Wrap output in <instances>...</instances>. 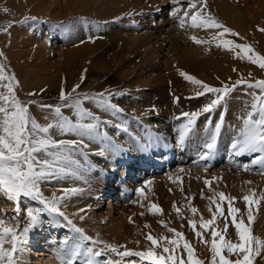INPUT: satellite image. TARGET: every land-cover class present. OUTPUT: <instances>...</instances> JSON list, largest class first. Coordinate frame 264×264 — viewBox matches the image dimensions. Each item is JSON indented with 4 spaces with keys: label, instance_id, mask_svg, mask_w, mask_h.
I'll use <instances>...</instances> for the list:
<instances>
[{
    "label": "rangeland",
    "instance_id": "1",
    "mask_svg": "<svg viewBox=\"0 0 264 264\" xmlns=\"http://www.w3.org/2000/svg\"><path fill=\"white\" fill-rule=\"evenodd\" d=\"M56 1H58L61 6L65 3V0ZM104 1L105 0H76V6H80L85 2L95 4L93 7L87 8L85 12L83 8H77L78 12H75L74 8L67 7L63 15H58L60 13L56 10L54 4L55 0H0V47L6 45L8 42L10 30L13 26L18 27V29L20 27L21 31H23L22 26L25 23L22 24L20 21L24 18L18 19V16L21 15L14 14L16 10H22L24 12L22 17H37L36 22H38V24L36 26L38 27L39 24L42 23L40 26L41 30L45 28L47 22V28L50 27V24L54 25L52 27H55L52 28V31L51 27L49 28L50 32L47 37L46 50H42L43 52H41L42 55L40 54V58L46 62V66L50 69L51 74L56 77L55 81L57 80L59 86L58 83L55 82V85H53L54 80L51 82L52 84L48 83L49 86L48 84H46V86H39L37 82L35 83L30 78V73L25 74L22 68L11 65L10 60L7 59V54L0 56V63L5 65L6 72L9 75L14 74L19 81L16 92L20 95L22 100H24L23 97L25 93L27 95L31 93V90H36L38 88V93L35 95V97L40 100L38 104L56 105L60 103L58 99L60 88H62L60 85H64L63 88L65 90H70L77 83H80L82 87V84H87L85 81L95 77H103L96 82L95 85L97 89L100 86L101 88L98 90L94 89L95 92H105L107 90L111 93H123L122 95H114L112 97V103L116 104L118 108L121 109V111L115 115L110 111L105 112L103 109L97 108L91 101H85L84 103V107L98 115L102 122L111 121L109 124L102 123L100 131L108 134L110 141L114 143L115 147H112L111 144L105 147L107 142L88 141L85 138V144L89 145V147L83 149L86 155H74V159L79 160L82 165L79 170V176L67 175L62 178H53L49 181L42 182L41 190L47 189L48 191L53 190L55 192L59 188L64 189L85 185L89 190L97 191L98 194H101L100 197H103L106 180L102 179L100 175L101 171L103 170L108 173L111 170H116L119 175V172L125 167V164H123V162H125L123 159L124 155L132 157L133 160H131L132 162L130 164L132 169L125 171L126 175L120 174V176L124 178V181L129 179L130 182H128L127 187H124L123 183H121L120 187H116L118 188V194L121 191L125 193V190L129 192L127 202H133L135 206L134 209L137 210L136 219L134 221L131 220V222L127 224V229L130 231V234L132 233L135 236L142 234L136 225V223H142L144 226H150V228L144 227L141 229V231L146 233L143 234L144 236L151 234L153 237L164 236L172 238L173 233L168 232L167 228L159 223V221L163 220L169 228L182 232L185 239L194 247L196 257L204 260L205 264H209L211 257L209 248L196 237L195 232L188 224V219L191 218L199 221L201 215L205 220L211 219V213L208 211L209 200L207 198L218 192H224L227 197H235L234 206L240 208L241 213H246V204L242 197L247 194L249 190H254V199L264 194V166L253 165L251 163L256 155L264 154L254 153L244 156L231 155L230 145L236 137L234 134V125L225 127L223 126L224 124H222L217 137L216 148L212 153L211 159L207 161L201 160L200 156L207 151L204 145L210 140V134L215 128V124L211 125L213 128L206 127L207 130H210L209 133L205 132V130H201L200 133L198 132L199 129L197 126H194V131L186 137L185 143L182 146L175 139L171 140L170 143H166L164 138L158 133L157 119L160 116H164L161 115L163 113L171 115L173 107H175V102H177L173 101L176 97L173 93L171 82L165 80L157 83L153 82L151 79V73H153V71H151V69H146V67L135 69L134 64L131 62L133 59L139 57V51L137 53V49H140L144 43L150 45L149 55H157V53H160V56L163 49L181 55L203 44L209 48H219L217 47L219 40H213L212 37L222 30L214 28H193L187 24L184 28H181L179 26V17L183 16L184 11L188 9L187 0H180V3L177 5L180 11L176 18H173L170 14L171 8L173 7L171 0ZM4 8H7L8 12H4ZM204 11L214 17L215 20L222 23L225 27L238 33L239 35L237 37L242 42L246 41L245 31L247 29L250 28L254 31L258 25L261 27L260 29H264V0H206V9ZM236 19L240 21L239 23H243L242 28L235 26L234 23ZM85 21H87V23H85ZM107 21L116 22L122 27L124 33L128 34L130 37L124 38L127 43L124 42L123 44L120 38L122 36L116 37L113 35L116 39L111 38L113 37V33L108 28L100 30ZM28 22L33 21L29 20ZM188 23L190 24V20ZM9 25H11V27H9ZM4 29H7V31H4ZM262 32L264 31H261V34L258 36L259 38L254 39L253 44L249 45L254 52L264 56V34H262ZM46 35L44 34L43 36L45 37ZM193 36L202 41V43L198 44L199 46L191 39ZM89 37L92 39L90 40ZM223 38L235 39V36L225 34ZM93 40H99L104 43L105 48L108 49V57H113L112 62L109 63L107 57L101 58L100 60H90L85 57L81 58V55L77 53H71L76 47L77 49L80 47V51H84L85 53V51L89 50L88 46H92ZM119 49L122 55L117 53ZM36 59H39V57ZM138 59L143 63L140 57ZM218 60L219 66L225 67L224 58L218 56ZM80 61H83V64H80ZM194 62L195 61H189L185 68H192V64H195ZM235 64L236 63H230L231 69ZM240 64L243 65V68ZM247 64H251L250 73L252 75L249 77V80H251L248 81L249 83L264 80V69H261L256 64L250 63L247 59H243L242 62L238 63V66H240L238 69H246ZM58 68H60V70ZM226 71L228 72L229 69H226ZM197 73L199 76H190L211 86L221 87L214 79H212L211 83L206 82L202 78V74L204 73L203 69H198ZM82 75L85 79L81 83L80 78ZM144 82H148L151 85L143 89ZM184 82L191 91H196V93L201 91L199 85L193 84L188 80ZM5 83H7V81H5ZM41 89L45 91L41 92ZM78 90L77 92L80 93L81 91ZM147 91L150 92L149 95H146ZM250 91L252 95H259L258 89L252 88ZM201 97H206L205 103L201 108L206 103L210 102V99L214 98L213 94L210 93ZM199 98L200 97H196V94L184 97V99L179 98V101H185L180 107V110L196 107ZM252 102L253 99H251V102L247 100V103H250V105ZM250 105L247 106L248 111L251 110ZM137 110H149L154 115L148 117L146 114H137ZM144 118L147 119V121L151 118L153 119L152 122L154 125L152 128L148 126V124L141 125V121ZM116 124H120L121 127L116 128ZM125 128H127V131H124ZM223 130H225L224 133H226L225 139L222 138ZM52 132L56 133L55 131ZM54 138L61 139L58 136H54ZM71 139H79V137L73 135ZM101 148H104V155H99V160H94L95 154L99 153ZM165 149H169V151L173 153L172 159L166 162V165H163L164 161L162 158L167 155L171 156L168 152H166L168 154H165L163 157L162 155L160 156L162 152L166 151ZM108 164H110L109 168ZM153 165L156 166L154 167ZM157 165H163V167H157ZM243 165H248L249 170L245 171ZM149 168H151L152 171ZM155 168H157L156 171ZM132 170L135 171L132 172ZM130 172L132 173L130 174ZM205 180L211 181V190L205 185ZM249 181L251 183H247ZM146 182L150 183L146 184ZM137 189H141V194L137 193ZM43 193L46 195L47 191ZM201 193H203L204 198H201ZM60 195H62V191ZM88 195L87 200L93 197L91 194ZM120 195L121 194L114 199H111L110 195L107 197L104 196L106 203L104 202V206L98 211V216L100 218H105L111 214L114 215L115 218H127V216L121 213L122 211H120L116 204L117 198L120 197ZM25 200L26 199L21 202V226H23V220L26 217L24 209L28 207ZM109 200L111 201L110 205L108 203ZM189 200L191 206L198 209V213L195 216L189 210ZM8 202L9 201H7L5 197L3 198L1 194L0 217L6 216V224L13 225L14 221L12 220V216L14 215L13 209L15 205L12 202ZM37 204L38 202L32 201L31 207H37ZM153 204L162 209V214L153 212L151 209V205ZM173 204L180 209L179 216L174 210ZM212 207L215 209V205H212ZM222 207L225 215H227L226 201L222 204ZM254 208H256V216L251 225L252 232L255 236L261 238V236L264 235V200H262L258 206H254ZM91 211L93 212L95 210L91 209L90 212ZM132 213L134 212H128V219L131 218L130 216L134 217ZM141 213H143V215H141ZM44 215L47 216L46 213ZM87 218L90 217H84V221H86ZM244 218L247 223L246 214ZM228 219L229 223H231V217ZM78 221L82 222L83 220L80 219ZM223 226L224 219L221 217L217 219L213 227L222 231ZM198 227L199 223H197V228ZM230 228L231 231L235 233L234 226L231 225ZM201 231L204 238L210 241V230ZM67 233L68 235H72L69 229L60 227V232L56 233V240H58L57 244H59V241H61ZM53 234H55V231ZM226 237L227 235L225 238ZM47 238L41 237L36 246L33 247V251H35V249H38L37 251L44 250V248L48 246L44 244V242L48 241ZM192 238H194L199 245L194 243ZM93 239L97 240L98 238ZM88 243L89 246H91V243ZM120 245L122 244H119V246ZM100 246L102 247L103 245H97L96 247ZM37 251L36 254L33 253L30 255V260L21 259L18 261V254H16L18 264H44L45 262L43 261L37 262L39 256L44 257V255H38ZM45 251L48 252L46 249ZM156 251L162 252V248L157 247ZM180 254L182 256L184 255L183 257L186 259V253H183L182 247L180 249ZM114 256L111 257L113 259L119 258L115 254ZM232 258L234 259L235 257ZM132 259V257L125 258L126 261ZM257 261L258 264H264V259L258 257ZM76 264H80V262L77 261Z\"/></svg>",
    "mask_w": 264,
    "mask_h": 264
},
{
    "label": "snow or ice",
    "instance_id": "2",
    "mask_svg": "<svg viewBox=\"0 0 264 264\" xmlns=\"http://www.w3.org/2000/svg\"><path fill=\"white\" fill-rule=\"evenodd\" d=\"M187 2L188 9L184 11L183 16L179 17L181 28H184L187 24L193 28L221 29L222 31L212 37L213 40H219L217 47L222 46L226 50L239 49L237 55L241 59H247L250 63L264 69V56L254 52L250 45L237 44L233 40L223 38L225 34H231L232 36H238L239 34L225 27L204 11L206 0H187ZM179 3L180 0H171L173 7L170 14L173 18H176L180 11L177 6ZM3 11L8 12V9L4 8ZM29 20L36 21L37 17L25 16L20 23H28ZM189 20L190 24L188 23ZM4 31H7V29H4ZM260 31H264V29H260ZM89 39L92 38L89 37ZM191 39L197 44L202 43L195 36ZM3 55V52H0V56ZM181 75L191 83L200 86L201 91L196 93V97L205 96L209 93L214 96L200 110L182 113V116L186 118V122L180 124L178 128L179 144L181 146L185 143L186 137L194 131L197 119L204 113H212L216 110L230 93L243 84L249 89H258L259 95L253 94V102L250 105L251 110L243 118L242 127L230 145L231 155L264 154V80L249 83L240 78L230 86L224 84L221 87H214L184 72H181ZM84 79L85 77L82 75L80 78L81 83ZM18 86L19 81L15 75H9L5 70V65L0 63V89H2L0 90V194L15 205L14 215L12 216L13 225L6 224V216L0 217V264H18L16 254L27 243V234L44 223L42 215L45 213L50 217L49 224L66 227L72 233V235H66L59 241L57 258L61 264H76L77 261L80 264H137L135 259L125 260V258L131 257L139 258L140 264L145 261L148 264H205L204 260L196 257L194 247L185 239L184 234L176 229L169 228L163 220L159 223L167 228L168 232L173 233L172 238L153 237L148 234L145 239L150 242V245L143 251L128 250L124 245H120L119 248L125 250L119 251L116 245L94 240L82 228L78 227L61 208L62 202L66 198L76 194L81 189L64 188L61 190L62 195H56L54 192L50 197L45 196L41 190L42 182L67 175L79 176L82 165L79 160L74 159V155H86L83 149L89 147V145L85 144V138L88 141L107 142L105 147L109 144L115 147L108 134L100 131L102 123L109 124L111 121L102 122L98 115L84 107V103L85 101H91L97 108L103 109L105 112L110 111L115 115L121 109L112 103V97L123 93H111L106 90L95 95L90 93L80 94L77 92L81 87L80 83H77L70 90H65L62 87L58 97L60 103L56 105H39L41 110H50L52 116L50 122L41 124L30 114L29 105L35 103V101L22 102L16 92ZM43 91L45 90L41 89V92ZM29 95L34 96L36 93H29ZM176 99L178 102L179 98ZM62 108L73 110L75 120L64 115ZM45 119L48 120L49 117H45ZM177 119H180V117H177ZM223 119L224 117L221 115L220 122L215 124V128L210 134V140L204 145L207 151L201 154V160L211 159L217 145V137ZM211 123L209 119L208 124L211 125ZM115 127L120 128L121 125L116 124ZM53 129L60 135L73 134L79 139H56L51 134ZM124 131H127V128ZM98 154L103 156L104 148H101ZM251 163L264 166V155H256ZM243 169L248 171L249 166L243 165ZM205 185L211 190V181L205 180ZM137 193L141 194V189H137ZM254 197V190H249L242 197L246 204V213H241V209L234 206L235 197H227L224 192L214 193L213 196L207 198L211 219L205 220L202 215L199 221L188 219V224L195 232L196 237L209 248L211 253L209 264H258V257L264 259V239L255 236L251 227L256 216L254 206H258L264 200V194L256 199ZM201 198H204L203 193H201ZM24 199L36 201L40 207L25 208L26 217L23 220V226H21V202ZM225 201L227 202V215H225L222 207ZM212 205H215V209ZM173 208L179 216L180 209L175 204H173ZM151 209L156 214H162V209L155 204L151 205ZM189 210L194 216L198 213V209L191 206L190 200ZM80 211L83 212L84 209ZM245 214L247 223L244 218ZM221 217L224 219L222 231L213 227L217 219ZM229 217H231V224L235 228L237 237L235 241L225 238L229 227ZM80 219L83 220L84 217L80 216ZM61 220L63 221L62 224ZM129 220L131 222V218ZM197 223H199L201 230H210V241L204 238L202 231L197 230ZM145 227L150 226L145 225ZM88 242L92 246H89ZM138 243L139 241H137ZM5 244H8L9 247H5ZM101 244L102 247H96ZM157 247H161L162 252H157ZM181 247L183 253H186V259L180 254ZM109 253H113L119 258L113 259L109 257Z\"/></svg>",
    "mask_w": 264,
    "mask_h": 264
},
{
    "label": "bare ground",
    "instance_id": "3",
    "mask_svg": "<svg viewBox=\"0 0 264 264\" xmlns=\"http://www.w3.org/2000/svg\"><path fill=\"white\" fill-rule=\"evenodd\" d=\"M30 1H34V0H30ZM75 1L76 0H65L64 5L61 6L58 3V1L55 0L54 4L56 6V10L58 13H60L58 15H63L66 12L67 7L68 8H74L75 12H78L79 8H83V11L85 12L87 8L93 7V5L95 4V3L85 2V3L81 4L80 6H76ZM80 12H81V10H80ZM14 14L21 15V16H18V19L24 18V17H22L24 14V12L22 10H16V11H14ZM81 15H84V14H81ZM86 15H88V14H86ZM238 19L242 20L240 18H238ZM10 20H12V19H10ZM239 22L240 21H238L236 19L235 23L234 22L233 23L235 24V26L242 28L243 23L242 22L239 23ZM37 24H38V22H36V21L25 23L22 26L23 31H21L20 27L18 29V27L13 26L12 29L10 30V38H9L8 42L6 43V45H3L2 47H0V52H3L4 55L7 54V56H8L7 59L10 60L11 65L18 67V68H22L23 72L25 74L30 73V78L35 83L37 82L39 86L40 85L46 86V84H48V83L52 84L51 82L53 80H54L53 85H55L54 82L58 83L57 80L55 81L56 77H54V75L51 74L50 69H48V66H46V62L40 58L42 55L41 52L46 50L45 47H46V43L48 41L47 37H48V34L50 32L49 28L51 27V31H52V28H55V27H52L54 25L50 24V27L47 28L48 27L47 26L48 22H47V24L45 23L46 24L45 28H42L44 30L43 31L40 29V26L42 23H40L38 27L36 26ZM256 27L257 28L254 31H252V29H250V28L245 31V36H246L245 42H242L237 36H235V39H228V40H233L237 44H246V45L253 44L254 39L259 38L258 36L261 34V31H260L261 27H259V25ZM107 28L113 33L112 36L113 35L116 37L122 36L123 38L122 37H120V38L122 39L123 44H124V42H126V40L124 38L129 37V35L125 34L122 27L119 26L118 23H116V22L107 21L104 24V27L102 26L100 28V30L107 29ZM44 34L45 35L47 34V35L44 37L43 36ZM215 34H216V32H215ZM262 34H264V32H262ZM23 35H25V36H23ZM114 36L111 38L116 39ZM209 38H211V37H209ZM93 41L94 42H92V44H91L92 46H88L89 50L85 51V53H84V51H80L81 50L80 47L78 49L76 47L77 50L71 49L72 50L71 53L72 54L77 53V54L81 55L80 56L81 58L85 57V58L90 59V60L91 59H96V60L99 59L100 60L101 58L107 57V59L109 60V63L112 62L113 57L112 56L108 57V54H107L108 49L105 48L104 43L102 41H99V40H93ZM88 45H90V44H88ZM203 45H201V46L198 45L199 47L198 48L196 47L197 49L192 48V49L182 53L181 55L178 53H173V52H170L166 49H163L161 51V56H160V53H157V55H149L148 52H149L150 45L148 43H144L142 45V47H140V49L139 48L137 49V53L139 51L138 56L143 60V63H141V61L138 59L139 57L138 58L136 57L138 60L133 59V61L131 63L134 64L135 69L136 68L142 69V67H146V69L147 68L151 69V71H153V73H151L152 74L151 79L153 82L157 83V82H162L163 80H165L167 82L170 81L175 97L181 98V99H184V97L192 96V95L196 94V91H191L188 88V86L185 84L184 81H187V79L181 75V72H184L188 75L199 76V74L197 73V70L203 69L204 73L202 74V78L206 82H209V83H211L212 79H214L216 83L220 84V86H222L224 84H227L230 86L237 79H240V78H243L246 81H251V80H249V77L252 75L250 73L251 64H247L246 69H238V67L240 68V66L243 68L242 64H240V66H238V63L242 62V60H243L237 55V53L240 51L239 49L226 50L222 46L215 49L214 47L209 48L208 46H205V45L203 46ZM123 48H125V47H123ZM117 53H120V55H122L120 49L117 51ZM218 56L221 58H224L225 67L219 66ZM37 57H39V59H36ZM129 61H130V58H129ZM189 61L190 62L195 61L194 62L195 64H192V68L186 69L185 66L187 65V63ZM230 63H236L234 66H232V69H231ZM80 64H83V61L82 62L80 61ZM58 69L60 70V68H58ZM226 69H229V71L227 72ZM204 75H206V76H204ZM101 78H103V77H99V78L95 77V78H92L90 80L85 81L87 84L86 85L82 84V87L78 91H81L80 94L90 93V94L95 95L97 93L94 91V89H97L95 84L99 79L101 80ZM150 85L151 84H149L148 82H144L143 89L146 87H149ZM48 86H49V84H48ZM58 86H59V83H58ZM63 86L64 85H62V86L60 85V87H63ZM99 88H101V86ZM31 93H38V88L36 90H31ZM149 94H150V92L147 91L146 95H149ZM17 95H18V98L24 103H27L28 101H35V103L29 105V110H30V114L39 123L46 124V123L50 122V120L52 119L50 110H47V109L41 110V108L39 107V105H41V104H38V102H40V100L37 99L35 97V95L30 96L29 94L26 95V93H25L24 97H23L24 100L21 99V97L18 93H17ZM251 99H253V95L251 94L250 89L247 88L246 85H243V84L238 86V88L235 91L230 93V95L226 98V100L222 103L221 106H219L212 113L202 114L197 119L195 126H197V128L199 129L198 132H200L201 130L202 131L205 130V132L209 133L210 130L209 129L207 130L206 127H212L211 125H214V124L220 122V117H221V115H223V117H224L223 123H222V124H224L223 126L229 127V125H234V127H235L234 134L237 136L240 128L242 127L243 118L246 117V113L248 111L247 106L250 105V103L249 104L247 103V100H249L251 102ZM205 100H206V97L205 98L200 97L198 100V105L196 107H194L192 109L186 108L184 110H180V107L183 105V103L185 101H179L178 100V102H175V105H174L175 107H173V112L171 115H167L166 113L161 114L164 116H160L157 119V128H158V133L164 138V141L166 143H170V141L174 140V139L179 142V132H178L179 125L186 122V118H184L182 116V113L183 112H194V111L200 110L201 106L205 103ZM173 101H177V99H174ZM62 112L64 115L68 116L70 119L75 120V116L73 115V110L62 108ZM136 113L137 114H144V115L146 114L148 117H152V115H154L149 110H146V111L137 110ZM45 117H49V119L46 120ZM177 117H180V119H177ZM209 119L212 122L211 125L208 124ZM152 120L153 119L151 118L147 121V119L144 118L141 121V125L143 126L144 124H148V126H150L152 128L154 125ZM52 131H55L56 133H53ZM224 132H225V130H223L222 138L225 139L226 133H224ZM51 134L53 136H58L61 139H71V137H73V134L60 135L55 129L51 130ZM95 155L96 156H94V160H99V157H100L99 154L96 153ZM167 156L170 157L169 155H167ZM165 157L162 158L163 161H164ZM123 159L125 160V162H123V164H125V167L119 173L126 175L125 171L132 169L130 164H131V162H132L131 160H133V158L127 157L124 155ZM155 159H158V158H155ZM112 165H113V163H112ZM138 165H139V163H138ZM154 166H156V165H154ZM109 167H110V164H108V168ZM157 167H161V166L157 165ZM138 168H140V167H138ZM156 169L157 168H155V170ZM120 174L118 175L116 170H111L108 173H106V171H103V170L101 171L100 175H101L102 179L106 180V183L104 184L105 185V188H104L105 192H104L103 197H100L101 194H98L97 191L89 190L88 187L85 185H78L77 187L76 186L72 187V188L81 189V191H79L76 194L71 195L68 198H66L62 202L61 208L63 211L66 212V214L71 219H73L74 223L78 227H80L84 230V232L88 236L95 238V239L98 238L97 240H101L107 244H112V245L115 244L118 246H119V244H122V245L126 246V248L128 250L143 251L150 245V242H147L145 239L146 236L143 235L146 233L141 231V229L144 228L145 226L142 223H138V224L136 223L137 227L140 229V232L142 233V234H139L136 236L133 235L132 233L130 234V231L127 229V224L130 222V220L128 219V215H129L128 212L129 211L134 212V213H132L134 215V217L130 216L132 221H134L136 219V215H137V210L134 209L135 206H134L133 202H131V203L127 202V197L129 196L128 191L125 190V193H123L121 191L119 193L121 195H120V197L117 198V202H116V204L118 205V208L120 209V211H122L121 213H123L125 216H127L126 219L115 218L114 215H112V214L109 216H106L105 218H100L98 216L99 215L98 211L101 210V208L104 206V202L106 203V199L104 200V196L107 197L110 195L111 199L116 198L119 195L118 191H117L118 188H116V187H120L121 183H123L124 187H127L128 182H130L129 179L124 181V178L122 176H120ZM124 182H125V184H124ZM124 189H122V190H124ZM61 190H62L61 188L56 190L55 191L56 195H60ZM45 191H47V194L45 196H49V197L54 193L53 190H49V191L47 189L42 190V192H45ZM88 194L93 195V197L89 200H87V197L89 196ZM25 202H26V205L28 207L32 206V201L26 199ZM8 203H10V202H8ZM108 203L110 205L111 201L109 200ZM7 205H9V204H7ZM9 206H11V205H9ZM37 207H40V205L37 204ZM81 209H84V211L81 212L80 211ZM91 209L95 210V211H93V212L91 211L92 212L91 213L90 212ZM43 215H42V219L44 220L45 223H43L41 226L35 228L34 230H31L27 234V236H26L27 243L22 246V250L18 253V258H17L18 261L21 259L30 260V258H31L30 255L33 253L36 254V251L38 250V249H35V251H33V247L36 246V244L38 243L40 238L41 237H45V238L48 237L47 238L48 241L44 242V244L46 246L47 245L48 246L46 248H44V250L37 251L38 255H44V257L39 256L37 262L43 261V262H45L44 264H61V262L57 258V251L59 249V244H57L58 240H56V233L60 232V226L59 225L53 226V225L49 224L48 220L50 219V217H48V215L47 216H45V215L43 216ZM80 216L90 217V218H87L86 221H84V219H83V221L80 222V221H78V220H80ZM62 223L63 222L61 220V224ZM229 224L231 227L232 224L231 223H229ZM230 227H228L226 239L229 238V239H233L235 241L237 239V237H236L234 231L233 232L231 231ZM147 228H150V227H147ZM197 230L201 231L200 227H198ZM54 231H55V234H53ZM67 235H68V233H67ZM107 237H109V238H107ZM261 238L264 239V235L261 236ZM192 239H193L194 243L197 242V241H195L194 238H192ZM55 240H56V242H55ZM137 241H139L138 244H137ZM196 244H198V243H196ZM49 245H50V247H49ZM53 245H55V246H53ZM5 247H9V245L5 244ZM45 249L48 252H46ZM118 250L123 251L125 249L124 248H118ZM111 256H114V254L109 253V257H111ZM132 258L137 260V264H140L139 258H135V257H132ZM143 264H148V262L145 261V262H143Z\"/></svg>",
    "mask_w": 264,
    "mask_h": 264
}]
</instances>
